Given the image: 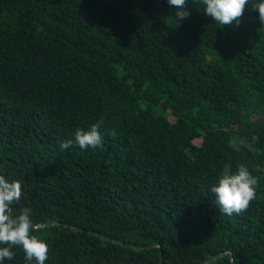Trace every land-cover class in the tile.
I'll list each match as a JSON object with an SVG mask.
<instances>
[{
	"label": "trees",
	"instance_id": "1",
	"mask_svg": "<svg viewBox=\"0 0 264 264\" xmlns=\"http://www.w3.org/2000/svg\"><path fill=\"white\" fill-rule=\"evenodd\" d=\"M187 7L0 0V175L45 264H264V26L250 4L222 27ZM241 164L256 197L227 215L210 189ZM13 251L0 264L29 263Z\"/></svg>",
	"mask_w": 264,
	"mask_h": 264
},
{
	"label": "clouds",
	"instance_id": "2",
	"mask_svg": "<svg viewBox=\"0 0 264 264\" xmlns=\"http://www.w3.org/2000/svg\"><path fill=\"white\" fill-rule=\"evenodd\" d=\"M170 6L177 9L175 18L182 22L191 14L187 7L188 0H168ZM198 6L203 5L206 15L213 18L221 27L232 24L239 25L246 8L251 5V10L258 14L261 25L264 26V0H193ZM100 123L93 124L87 131L77 129L74 141L82 149L96 148L102 143L99 131ZM72 139L63 142L61 148H69ZM258 178L253 176L249 169L241 164L235 173H223L218 183L210 189L215 194V200L220 210L227 215L246 211L250 202L255 199ZM22 185L19 180L9 181L0 175V261L5 258H14V247H21L26 259L31 264H45L48 258L49 246L46 240L35 235L40 231V226L35 225L31 219V210L23 209L18 215L14 214L12 205L21 198Z\"/></svg>",
	"mask_w": 264,
	"mask_h": 264
},
{
	"label": "bare ground",
	"instance_id": "3",
	"mask_svg": "<svg viewBox=\"0 0 264 264\" xmlns=\"http://www.w3.org/2000/svg\"><path fill=\"white\" fill-rule=\"evenodd\" d=\"M4 84V83H3ZM3 87V86H2ZM49 117V116H48ZM27 124V123H26ZM43 124V123H42ZM45 133V132H44ZM32 143V142H31ZM176 166V165H175ZM165 167V166H164ZM168 167V166H167ZM178 167V166H177ZM167 169V168H166ZM172 170H173V168H172ZM231 170V169H230ZM230 173V172H229ZM232 173V172H231ZM210 176V175H209ZM83 227V226H82ZM72 244V243H71ZM74 245V244H73ZM75 248V247H74ZM68 249V248H67ZM18 250V249H17ZM20 252H23V251H19V253ZM74 252V251H73ZM75 252H76V249H75ZM17 255H19V254H17ZM68 255V254H67ZM73 255V254H72ZM69 256V255H68ZM67 258V257H66ZM69 258V257H68ZM67 258V259H68ZM73 258V257H72ZM19 260V259H18ZM72 260H74V259H72ZM28 262V261H27ZM15 263V262H14ZM32 263V262H31ZM19 264V263H18ZM29 264V263H28ZM35 264V263H34Z\"/></svg>",
	"mask_w": 264,
	"mask_h": 264
},
{
	"label": "rangeland",
	"instance_id": "4",
	"mask_svg": "<svg viewBox=\"0 0 264 264\" xmlns=\"http://www.w3.org/2000/svg\"><path fill=\"white\" fill-rule=\"evenodd\" d=\"M169 118L171 119V121H175V118H174L173 116H170ZM194 141H195L196 143H198V144L201 143V139H200V138H197V139H195Z\"/></svg>",
	"mask_w": 264,
	"mask_h": 264
},
{
	"label": "water",
	"instance_id": "5",
	"mask_svg": "<svg viewBox=\"0 0 264 264\" xmlns=\"http://www.w3.org/2000/svg\"><path fill=\"white\" fill-rule=\"evenodd\" d=\"M215 257H212L211 259H214ZM210 260V259H208ZM208 260H206L205 262H203V264H205ZM161 261H162V258H161Z\"/></svg>",
	"mask_w": 264,
	"mask_h": 264
}]
</instances>
